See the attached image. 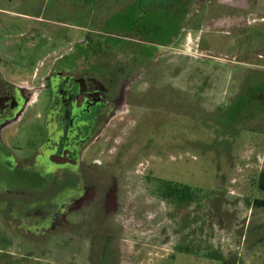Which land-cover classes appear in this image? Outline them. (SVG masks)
Instances as JSON below:
<instances>
[{"label":"rangeland","instance_id":"374dc122","mask_svg":"<svg viewBox=\"0 0 264 264\" xmlns=\"http://www.w3.org/2000/svg\"><path fill=\"white\" fill-rule=\"evenodd\" d=\"M137 4L0 0L15 12H0L1 33L21 40L6 53L27 77L57 39L85 32L100 40L86 58L101 49L109 65L127 47L102 34L135 33ZM182 4L181 22L146 12L148 69L108 70L118 101L78 166L0 153V264H264V0ZM20 130L22 143L37 125ZM163 179L193 200L161 197Z\"/></svg>","mask_w":264,"mask_h":264},{"label":"flooded vegetation","instance_id":"af4514ba","mask_svg":"<svg viewBox=\"0 0 264 264\" xmlns=\"http://www.w3.org/2000/svg\"><path fill=\"white\" fill-rule=\"evenodd\" d=\"M182 3L183 0H138V11L141 13L134 15L130 25V30L135 33L119 35L104 32L102 35L110 41L126 45V56L122 57L126 68L133 71L137 64L146 62V66L140 65L139 68L144 66L148 69L147 63L150 62L145 60L150 56L149 49L145 47L152 39L148 38L144 28L147 27L143 21L146 12L152 8L163 11L170 8L167 12H172V19L181 22ZM0 12L15 14L3 7H0ZM85 34L83 32L73 39L70 36L57 39L61 42L57 48L44 56L40 66L28 71L29 76L23 77L16 60L9 59L6 53L8 48L15 47L21 40L8 39L11 35L0 31V153L44 154L47 166L64 172L80 164L77 154L96 137L100 122L108 118L111 105L118 101L113 93L117 80H113L111 73L113 68L119 70L116 67L122 60L110 55L109 65L103 64L101 49L92 60L87 59V41L91 46L94 45L92 41L100 40H95L93 33L90 37H85ZM18 36H25V33ZM104 55L106 60L108 55ZM130 78L131 88H137L135 77ZM32 123L37 125V130L21 143L20 127ZM0 164L5 166L2 161ZM8 169L11 168L8 166Z\"/></svg>","mask_w":264,"mask_h":264},{"label":"trees","instance_id":"16d2710c","mask_svg":"<svg viewBox=\"0 0 264 264\" xmlns=\"http://www.w3.org/2000/svg\"><path fill=\"white\" fill-rule=\"evenodd\" d=\"M260 187L264 190V172L260 175ZM161 197L172 200L174 203L181 205L193 200V191L187 184H178L169 180H161L158 187ZM256 205H264V200H255Z\"/></svg>","mask_w":264,"mask_h":264}]
</instances>
